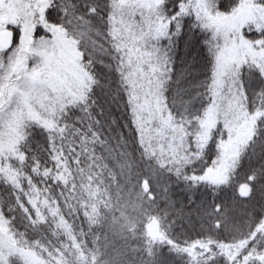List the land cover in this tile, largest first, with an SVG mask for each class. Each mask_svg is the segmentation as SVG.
<instances>
[{
	"label": "snow or ice",
	"instance_id": "obj_1",
	"mask_svg": "<svg viewBox=\"0 0 264 264\" xmlns=\"http://www.w3.org/2000/svg\"><path fill=\"white\" fill-rule=\"evenodd\" d=\"M241 4L248 10L247 16L242 22L221 29L213 19L216 14L230 13ZM146 9L149 15L145 14ZM10 12L15 19L5 27L12 41L8 49L0 52V76L20 49L26 22L34 25L33 44L39 42L45 46L52 38L48 25L62 26L73 16L103 25L96 32L104 37L101 44L107 63L99 61L103 67L97 75L96 43L93 42L89 55L82 56L89 81L86 92L74 100L52 97L54 102L38 105L41 116L31 119L37 121L34 127L47 134L50 146L47 162L42 165L39 157L29 155V135L22 137L19 158L8 161L14 170L21 172L23 182H19L15 174H7L2 167L4 157L0 156V172L5 173L0 176V184L10 189V200L0 197V264H66L70 245L50 248L42 242L41 236L31 235L47 220L29 193L39 196L41 192L51 193L54 188H62L61 181L67 184L65 176L57 169L63 165V172L69 171V163H79L78 159L73 160L78 153L69 147L67 152L52 155L57 152L56 138L65 139L62 134L66 129L74 139L82 141L85 151L88 144H105L101 134L106 124L97 118L95 93L98 88L126 110L128 119L123 127L130 131L142 153L148 151L145 134L152 139L153 148L156 140H160L164 148L169 147L170 140L180 141L177 146L182 145L181 150L186 149V152L176 174L182 175L190 185L207 180L205 173L211 172V166L217 164L212 156L213 148L218 155H223L233 143L234 128L239 139L243 126L247 125L248 144L260 141L264 147V139H261L264 136V0H160L159 8L140 0H129L124 8L117 0H50V3L47 0L44 3L41 0H0V16ZM117 13L123 27L112 25ZM197 50L200 56L207 51V72L203 80L189 70L192 65L187 58ZM181 60L187 65L183 70L177 63ZM32 61L30 69L47 63L46 58L32 57ZM104 68L108 69L107 73ZM157 84L163 86L167 107V114L161 112L159 117L150 107ZM16 86L35 94L37 101L51 96L46 87L32 84L26 75L17 77ZM194 98L201 104L199 109L193 105ZM213 109H217L218 118L209 124L205 117L210 116ZM115 124L112 120L106 126L111 130ZM117 139L126 142L123 132ZM188 153L195 158L190 159ZM206 160L210 163H205ZM152 161H155L154 156ZM199 164H205V168L197 174ZM52 199L56 201L55 196ZM43 200L47 205L48 197ZM51 211L54 216L56 210ZM13 226L16 231H12ZM68 238L75 242L71 232ZM161 239H164L163 234ZM197 245L207 247L200 240L189 247H173L196 261ZM156 255L153 253V258ZM215 258L213 249L211 259ZM240 258L245 264H264V247L251 246ZM219 264H230V258L219 257Z\"/></svg>",
	"mask_w": 264,
	"mask_h": 264
},
{
	"label": "trees",
	"instance_id": "obj_2",
	"mask_svg": "<svg viewBox=\"0 0 264 264\" xmlns=\"http://www.w3.org/2000/svg\"><path fill=\"white\" fill-rule=\"evenodd\" d=\"M242 7L243 4L227 14ZM58 27L75 41L81 62L82 56L91 52L92 43H96L95 70L100 75L103 65L99 61L107 63V58L102 52L104 37L97 35L96 29H102L103 25L73 16L70 22ZM187 59L192 65L189 69L192 75L205 79L207 51L200 56L197 50ZM177 63L181 65L180 70L187 67L183 60ZM83 66L86 70L87 65ZM104 72L108 69L104 68ZM95 99L97 118L106 125L112 120L116 124L111 130L106 125L102 130L101 139L105 144H88L86 151L82 149V141L74 139L67 129L62 134L65 139L56 138L57 152L52 155L67 152L70 147L78 153L73 160L78 159L79 163H69L67 172H63V165L57 169L67 180V184L61 181L62 188H54L51 193L41 192L39 196L29 193L47 220L31 235L41 236L50 248L70 245L66 264H161V261L164 264H219L221 256L230 258V264H245L240 258L242 253L251 246L264 247V147L260 141L249 145L247 140L239 148L223 182L198 180L190 185L182 175L176 174L183 159L171 161L149 149L142 153L130 131L123 127L128 119L126 110L102 89H96ZM193 105L196 109L201 106L196 98ZM35 124L28 123L22 137L29 135V155L39 157L43 165L48 161L50 146L47 134L34 127ZM121 132L126 142L117 139ZM22 145L21 138L14 156H2L5 160L2 167L8 175L15 174L19 182H23L21 172L14 170L8 161L19 158ZM212 156L216 159L220 156L215 148ZM189 158L195 157L192 154ZM204 168L205 164H199L197 174ZM4 174L0 172V176ZM43 187L41 182L40 188ZM9 192L10 189L0 184V197L5 201L10 200ZM44 197H48L47 205ZM52 209L56 210L54 216ZM23 230L21 227L20 231ZM12 231H16L15 226ZM69 232L75 242L68 238ZM196 240L207 246L195 247L194 252L199 253L196 261L186 253L175 251V247H189ZM213 249L215 259H211ZM153 253L157 254L155 258Z\"/></svg>",
	"mask_w": 264,
	"mask_h": 264
},
{
	"label": "rangeland",
	"instance_id": "obj_3",
	"mask_svg": "<svg viewBox=\"0 0 264 264\" xmlns=\"http://www.w3.org/2000/svg\"><path fill=\"white\" fill-rule=\"evenodd\" d=\"M44 2L45 0H41V3ZM140 2L151 7H160V0H140ZM117 3L121 8H124L129 0H117ZM145 14L149 15L150 12L146 9ZM247 14L248 10L242 7L231 14L217 13L213 19L223 29L242 22ZM14 19L15 16L11 12L8 15L0 16V33L9 32L5 26ZM112 25L123 27L119 13L113 16ZM33 27L31 22L24 24L20 49L14 54L9 68L0 76V116H2L0 119V156H14L16 147L23 136L24 127L28 123L37 122L35 119H31L32 117L41 116V110L38 106L40 103H52L54 102L52 97L74 100L86 91L89 83L75 41L68 37L61 27L48 25V30L52 33L51 41L45 46H41L39 42L34 45L32 40ZM3 51L0 47V52ZM32 57L46 58L47 63L39 64L30 69L29 63L33 62ZM25 75L32 84L46 87L51 96H43L37 101L35 94L17 87V77H24ZM162 88V85L157 84L155 93L150 98V107L155 111L157 117L161 112L167 114ZM217 118V109H213L212 114L207 119L211 124ZM247 127V125L243 126L239 139H237L236 128H234L232 145L223 155L219 156L217 164L211 166L212 171L205 173L209 182L220 183L225 180L227 172L236 161L239 148L248 140ZM209 130L211 131V128ZM152 143V139L149 138L148 134H145L144 144L148 149L171 161L182 159L186 152V149L181 150L182 145L177 146L180 145V141L173 143L170 140L168 148H164L160 140L155 141V148L152 147ZM188 155L192 154L188 153Z\"/></svg>",
	"mask_w": 264,
	"mask_h": 264
},
{
	"label": "water",
	"instance_id": "obj_4",
	"mask_svg": "<svg viewBox=\"0 0 264 264\" xmlns=\"http://www.w3.org/2000/svg\"><path fill=\"white\" fill-rule=\"evenodd\" d=\"M12 35L9 32L0 33V47L4 50L8 49L11 46ZM248 186H246L247 188ZM249 188V187H248Z\"/></svg>",
	"mask_w": 264,
	"mask_h": 264
}]
</instances>
